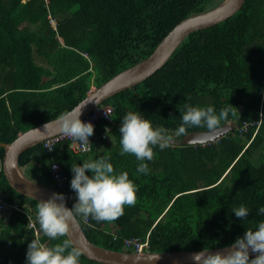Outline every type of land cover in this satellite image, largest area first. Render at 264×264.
Listing matches in <instances>:
<instances>
[{
	"label": "trees",
	"instance_id": "trees-1",
	"mask_svg": "<svg viewBox=\"0 0 264 264\" xmlns=\"http://www.w3.org/2000/svg\"><path fill=\"white\" fill-rule=\"evenodd\" d=\"M221 1L0 0V142L72 109L91 88L148 57L182 19ZM179 46L149 78L103 102L115 107L106 154L115 169L129 173L138 192L136 204L114 221L79 220L97 245L134 251L125 239L138 236L147 237L150 251L212 249L230 245L261 219L255 208L264 204V119L257 132L253 125L245 134L234 129L208 144L183 145L180 138L171 148H156L146 175H134L133 155L119 154L120 117L130 109L169 130L180 123L185 93L191 104H233L238 124L258 120L264 111V0H245L234 15L191 32ZM104 128L95 126L91 152H73L68 140L53 151L39 143L21 154L19 166L50 186L51 164H60L72 207L71 163L97 156ZM197 130L206 129L188 131ZM4 152L0 147V166ZM0 194L26 207L35 221L38 200L16 191L3 170ZM241 203L253 209L244 221L230 211ZM28 220L21 211L0 212V264H25L34 238ZM40 235L49 245L59 242ZM80 260L105 264L84 254Z\"/></svg>",
	"mask_w": 264,
	"mask_h": 264
},
{
	"label": "clouds",
	"instance_id": "clouds-1",
	"mask_svg": "<svg viewBox=\"0 0 264 264\" xmlns=\"http://www.w3.org/2000/svg\"><path fill=\"white\" fill-rule=\"evenodd\" d=\"M185 95L183 109L177 106L180 109V123L173 130L154 125L140 110L130 109L120 117L119 154H131L135 157L138 163L134 175L148 174L150 169L147 161L153 159L154 149L159 148L162 151L171 148L180 138L189 134V129L212 131L234 123L237 107L233 104L227 102L217 109L212 104H191L190 95ZM87 102L80 103L56 117L54 124L57 134L70 137L81 145L90 142L94 124L81 119ZM262 119L264 111L261 112ZM48 124L49 121L44 128ZM106 132L113 142L110 129L106 128ZM54 146L46 145V148L51 151ZM81 160L82 163H71L70 166V188L75 194L72 207L66 206L63 192H53L47 199H38L34 209L35 223L28 214L26 228L34 233V238L27 244L25 264H81L82 249L70 236L76 222L82 220L87 223L89 218L97 222H111L123 215L125 206L136 204L138 185L127 171L115 169L106 153ZM252 210L243 203L230 208L243 221ZM255 215L261 217L255 227H247L230 247L215 252L203 248L191 255L193 264H264V204L255 208ZM41 233L48 240L59 242L49 245L41 239ZM250 253L255 255L250 258Z\"/></svg>",
	"mask_w": 264,
	"mask_h": 264
},
{
	"label": "water",
	"instance_id": "water-1",
	"mask_svg": "<svg viewBox=\"0 0 264 264\" xmlns=\"http://www.w3.org/2000/svg\"><path fill=\"white\" fill-rule=\"evenodd\" d=\"M244 2L245 0H222L210 9L182 19L164 36L148 57L118 72L99 87L90 90L76 104L78 105L88 101L83 107L81 119L108 98L125 89L134 87L157 72L191 32L214 26L228 19L242 8ZM55 119L48 120L49 124L46 128H44V125L48 121L19 133L11 142H0V147H3L5 151L3 157V172L9 184L19 193L35 200L47 199L53 192L58 191L26 176L19 166L20 156L24 151L41 143L44 139L57 134L54 124ZM235 125L236 121L231 125L219 127L212 131H191L186 137L181 138L180 142L183 145L215 142L227 133L233 131ZM65 203L70 208L66 200ZM70 236L74 243L82 249L86 257L105 264H193L191 255L200 251L183 250L161 252L110 249L90 241L79 220L72 227ZM230 246L231 244L209 250L213 252L221 251Z\"/></svg>",
	"mask_w": 264,
	"mask_h": 264
},
{
	"label": "built area",
	"instance_id": "built-area-1",
	"mask_svg": "<svg viewBox=\"0 0 264 264\" xmlns=\"http://www.w3.org/2000/svg\"><path fill=\"white\" fill-rule=\"evenodd\" d=\"M114 112H115V107L112 104L101 103L97 105L95 108H93L91 111H89L82 118V120L91 121L94 124V132H93L94 137L92 136L93 135L92 134L89 137L90 142L86 145H81L78 141H73L70 137L59 135V134L52 135L44 139L41 143L43 144L44 148H46V145H55L53 149L51 150L53 151L59 143L65 140H68L71 143V149L73 152L75 153L90 152L92 150L93 141L95 139V126L97 124H105V128L100 133V137L106 138L108 135V133L106 132V128L111 130L113 123H114V120H113ZM260 124H261V115L258 120H252V121L244 120L242 123L236 125V131H238L240 134H245L248 132L250 126L255 125L256 128H258ZM1 170H3V162L0 166V172ZM50 170H51V177H52V182H53L55 190L58 192H63L65 194L66 201L71 200L73 198V195L70 192V190L67 188L65 175L63 174V170L60 164L56 162H52ZM4 198L5 197L3 195H0V211L12 212L16 210V211L24 212L27 216L29 214V216L32 218L33 222L35 223L32 217V214L26 212L25 210L26 207L21 206L17 202L15 203L8 202ZM125 245L127 247L133 248L134 251L149 250L148 249L149 243H148L147 237L145 240H143L141 237H138V236L127 238L125 239ZM252 255H255V253H250V258Z\"/></svg>",
	"mask_w": 264,
	"mask_h": 264
},
{
	"label": "crops",
	"instance_id": "crops-1",
	"mask_svg": "<svg viewBox=\"0 0 264 264\" xmlns=\"http://www.w3.org/2000/svg\"><path fill=\"white\" fill-rule=\"evenodd\" d=\"M109 140V141H108ZM99 139V138H97L96 139V142H97V144H96V155L99 157V156H101V155H103L104 153H107L109 150H110V148L112 149V140L111 139ZM26 211H28L29 213H30V211L28 210V209H25ZM0 212H7L8 213V211H0Z\"/></svg>",
	"mask_w": 264,
	"mask_h": 264
},
{
	"label": "rangeland",
	"instance_id": "rangeland-1",
	"mask_svg": "<svg viewBox=\"0 0 264 264\" xmlns=\"http://www.w3.org/2000/svg\"><path fill=\"white\" fill-rule=\"evenodd\" d=\"M25 1V0H24ZM52 24L53 25H55L56 24V22L54 21V22H52ZM36 61L38 62V63H41V64H47L46 62H44L41 58H39L37 55H36ZM51 67V66H50ZM92 89H95V88H91V90ZM50 187H52V188H54V185L53 184H50ZM55 189V188H54Z\"/></svg>",
	"mask_w": 264,
	"mask_h": 264
},
{
	"label": "bare ground",
	"instance_id": "bare-ground-1",
	"mask_svg": "<svg viewBox=\"0 0 264 264\" xmlns=\"http://www.w3.org/2000/svg\"><path fill=\"white\" fill-rule=\"evenodd\" d=\"M180 47V46H179ZM195 98V97H194ZM175 99V98H174ZM214 148V147H213ZM91 152V151H90ZM135 167V166H134ZM151 176V175H150ZM136 177V176H135ZM141 177V176H140ZM26 212H28V211H26ZM29 213V212H28Z\"/></svg>",
	"mask_w": 264,
	"mask_h": 264
}]
</instances>
